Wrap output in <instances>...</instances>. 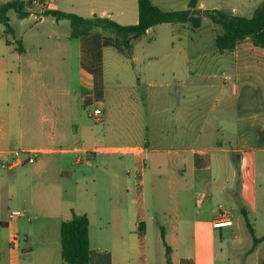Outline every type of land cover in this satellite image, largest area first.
Returning a JSON list of instances; mask_svg holds the SVG:
<instances>
[{
  "label": "crops",
  "instance_id": "0c3cea01",
  "mask_svg": "<svg viewBox=\"0 0 264 264\" xmlns=\"http://www.w3.org/2000/svg\"><path fill=\"white\" fill-rule=\"evenodd\" d=\"M160 1L153 0L175 10ZM262 1L257 0L255 10ZM33 2L28 16L9 11L12 42L0 36V168L13 172L10 181L16 186L23 172L15 169L23 163L10 166L13 152L38 150L43 156L27 179L32 194L26 203L41 217L0 218L14 232L20 230L19 218H36L40 225L25 232L32 241L26 264H69L63 258L61 228L74 213L90 219L89 264H168V251L172 264H217L219 251L228 254L226 229L232 228L236 239L244 236L243 210L254 228L264 217V47L247 37L222 52L216 44L221 29L217 32L212 22L213 56L200 69H194L186 51L173 61L170 80L140 78L149 91L138 100L122 93V101L109 108L105 62L112 46L104 44L109 31L95 27L72 38L71 20L45 11L136 24L139 0ZM248 2L237 0L240 6L225 11L251 17L255 10L238 13ZM199 8L214 9L203 0ZM203 22L198 28L175 23L172 32L202 31ZM164 24L172 23L147 33L159 36ZM130 58L138 60L134 53ZM74 66L79 68L78 87ZM117 96L121 99L118 91ZM85 101L103 108L102 120L91 117ZM91 148L100 152L89 155ZM8 179L0 171L1 183ZM184 196H192L194 203H185ZM226 216L233 224L215 227ZM2 249L0 264H23L17 244ZM238 264H264V239L238 257Z\"/></svg>",
  "mask_w": 264,
  "mask_h": 264
},
{
  "label": "rangeland",
  "instance_id": "374dc122",
  "mask_svg": "<svg viewBox=\"0 0 264 264\" xmlns=\"http://www.w3.org/2000/svg\"><path fill=\"white\" fill-rule=\"evenodd\" d=\"M29 1V0H28ZM31 1L30 7H35L33 0ZM41 2V0H39ZM190 0H164V3L161 5L167 9L182 10L188 7ZM208 8H218L222 10H227L232 8L237 4V0H203ZM3 0H0V4ZM155 2H161L160 0H155ZM41 5V3H39ZM243 4V3H242ZM247 8H241L238 13L243 12L246 14H252L254 8L258 5L257 0H251L247 4H243ZM240 6V5H239ZM10 16V14L8 13ZM11 18V17H10ZM14 19L11 22L14 25ZM212 18L208 17L204 20L203 30H183L182 33H173L172 30L176 27L175 23L164 24L159 26V36L156 31L145 34L142 38L137 40L133 46L134 56H138V60H133L132 58L121 53L114 46L110 47L107 53L106 66H105V77L108 94L105 96V99L108 102L109 108L116 107L119 102L122 101L121 94L130 93L133 100H138L141 98L147 91H149L150 86L148 83L144 84L143 80L145 77H156L163 78L164 80H170L172 77L171 74V65L174 60L182 59L186 51H190L191 62L195 70L200 69L201 63L208 58L213 56V48L215 44V34L212 31ZM217 25V32L221 29V26ZM211 27V28H210ZM5 24L0 21V36L5 37ZM88 35V34H87ZM110 35V32L109 34ZM113 35V34H111ZM199 46V47H198ZM150 61H152L150 63ZM156 66L155 71L153 72V67ZM73 77H74V87L79 86V68L77 66L73 67ZM154 77V78H155ZM154 82V81H152ZM157 84L158 90L161 88L158 87L160 80L155 81ZM117 91L120 93V98L117 99ZM84 107L94 110L96 107L94 104L89 105L88 103L83 102ZM92 124H97L100 127L104 126V122H95L93 119H90ZM122 146V145H121ZM34 155V154H33ZM43 155V154H42ZM101 154L98 155L100 157ZM116 155L127 157L128 154L118 152ZM26 159V155L23 156ZM43 156H37L36 161H40ZM37 165V162H28L25 161L20 167L15 170L21 169L23 172V177L21 182H17V185H11L10 175L13 173L8 170L6 167L0 168V171L6 176L9 175L8 180H4L3 183L0 181V218L9 217L11 211L15 209L27 210L28 216H37L41 217V214L36 212L34 213L33 209L28 207V203L31 199L32 190L28 184L27 179L29 180L30 171L33 170V167ZM12 187V190H11ZM200 191L195 189V192ZM40 199V198H39ZM183 201L187 204L192 205L194 203L192 196H184ZM25 204V205H24ZM35 210V209H34ZM43 210L45 211L44 207ZM34 216V217H35ZM21 221V226L19 231L14 232L13 227L3 226L0 222V251L2 248H5L7 251L8 247L14 244L18 245V251L20 252L23 264H26L25 258H28V253L31 251L30 246L32 241H27L25 232L32 225L34 230H38L40 225L36 223V218L33 219V222L29 221L27 218H19ZM42 221L39 219L38 222ZM255 230L257 234H262L264 232V217L259 219L255 225ZM232 228L226 229V242L225 249L227 253H222L219 251V258L217 264H238V257L244 258L248 254L250 248L253 245V240H251L249 234V228L244 227L240 230V233L244 236H239L240 238H234V232H231ZM234 231H239L234 228ZM40 237L35 238L36 241H39ZM30 240V239H29ZM238 247V248H237ZM231 254V257L230 255ZM227 255V256H226ZM229 255V256H228Z\"/></svg>",
  "mask_w": 264,
  "mask_h": 264
},
{
  "label": "trees",
  "instance_id": "16d2710c",
  "mask_svg": "<svg viewBox=\"0 0 264 264\" xmlns=\"http://www.w3.org/2000/svg\"><path fill=\"white\" fill-rule=\"evenodd\" d=\"M31 1L13 0L0 5V21L6 26L5 36L11 43L9 36L14 35V27L8 15L11 9L19 16L30 14ZM139 22L136 24H121L110 17L94 15L83 17L75 13H68L57 9H46L45 14H51L57 19L68 18L72 24V38L87 35L95 27H102L113 35L104 39L106 46H114L128 57L133 56L134 43L142 38L149 28L162 23H190L194 28L202 25L203 16H210L216 24L221 26V32L216 37V44L220 51L233 50L241 41L250 37L255 45L264 47V0L251 16L233 14L222 9H201L199 0H190L189 7L182 10H165L155 4L153 0H139ZM22 50V48H20ZM247 226L253 237V251L264 234L258 236L248 214L243 210ZM62 253L65 262L69 264H89L90 257V219L87 214L74 213L73 217L62 223ZM168 264H172L168 251Z\"/></svg>",
  "mask_w": 264,
  "mask_h": 264
},
{
  "label": "built area",
  "instance_id": "2783aa9c",
  "mask_svg": "<svg viewBox=\"0 0 264 264\" xmlns=\"http://www.w3.org/2000/svg\"><path fill=\"white\" fill-rule=\"evenodd\" d=\"M90 115L92 118H94L97 121L102 120L103 115H104L103 108L102 107H96L90 113ZM86 152L90 155V154H94V153H99L100 149L91 148V149L86 150ZM13 153L15 154V157H14V160L10 163L11 167L22 164L25 161L35 162L36 157L39 155L40 151H38V150H35V151L15 150ZM24 155H26V159L23 158ZM81 159H82V157H80V160ZM24 216H28V212H27V210H23V209H15V210L11 211V213L9 215V217L11 219H15L18 217H24ZM232 224H233V220L228 216L217 219L214 222L215 227L230 226Z\"/></svg>",
  "mask_w": 264,
  "mask_h": 264
}]
</instances>
